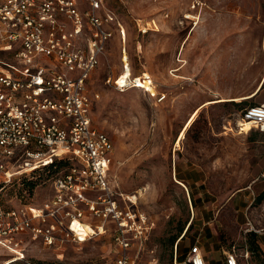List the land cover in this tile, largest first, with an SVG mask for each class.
I'll return each mask as SVG.
<instances>
[{
  "label": "rangeland",
  "instance_id": "1",
  "mask_svg": "<svg viewBox=\"0 0 264 264\" xmlns=\"http://www.w3.org/2000/svg\"><path fill=\"white\" fill-rule=\"evenodd\" d=\"M206 3L195 27L185 18L191 14L190 0H105L127 31L130 76L150 75L155 90L166 96L161 102L140 89L116 90L115 81L125 74L117 34L101 56L88 92L94 100L93 126L115 145L110 181L125 198L136 195L134 208L153 223L132 251L135 264H174L176 249L178 262H184L191 250L211 244L216 251L242 249L248 221L236 212V197L260 231L264 257V133L238 132L236 122L249 106L244 101L210 104L251 94L264 78V0ZM152 20L158 30L140 33L138 24L145 29ZM0 60L9 58L3 54ZM60 170L38 179L32 198L18 181L21 176L12 185L0 182L2 206L45 204L53 196L50 181ZM95 231L85 243L63 241L54 249L33 242L21 262H7L10 254L0 251V264H111L117 255L113 235L107 229ZM250 264H260L252 253Z\"/></svg>",
  "mask_w": 264,
  "mask_h": 264
},
{
  "label": "built area",
  "instance_id": "2",
  "mask_svg": "<svg viewBox=\"0 0 264 264\" xmlns=\"http://www.w3.org/2000/svg\"><path fill=\"white\" fill-rule=\"evenodd\" d=\"M83 6L89 9L83 11ZM205 7L206 0H190L191 14L185 18L196 27ZM146 25L142 29L138 24L143 35L158 30L155 20ZM117 34L127 72V31L105 0H0V52L9 58L0 60V182L8 185L16 176L67 164L50 181L53 196L45 204L9 209L0 204V251L10 254L7 262L24 260L33 242L50 249L63 241L80 243L74 231L78 222L112 233L117 255L111 264H135L132 251L153 230L150 217L134 208L136 195L125 198L112 185L114 141L93 126L91 116L94 100L88 85ZM122 76L115 81L119 92L136 88L165 100L150 75L131 76L120 84ZM247 123L264 133V103L240 114V134ZM247 221L244 232L260 234L248 213ZM223 251L225 264H250L246 245ZM176 254L177 249L174 264H208L200 250L180 263Z\"/></svg>",
  "mask_w": 264,
  "mask_h": 264
},
{
  "label": "trees",
  "instance_id": "3",
  "mask_svg": "<svg viewBox=\"0 0 264 264\" xmlns=\"http://www.w3.org/2000/svg\"><path fill=\"white\" fill-rule=\"evenodd\" d=\"M127 39H128V37H127ZM3 54L4 53H0L1 56ZM197 116H198V114L193 118V120L191 121V123L189 124V126L187 127V129L184 131V133L182 135V138L186 134V132L190 128V126L194 123V121L196 120ZM66 165L67 164L64 163V162H58V163H56L54 165H51L50 167L45 168L43 170H38V171H35V172L31 173V174L23 175V176H21V178L19 180L18 179L17 180L19 182H22V186L24 188V191L26 192V195H28L29 198H32L33 194L35 193V189L38 186V183H37L38 179H41L44 174L45 175L52 174L59 167L62 168V169H64L66 167ZM60 172H61V170H60ZM17 180L14 179L8 185H12ZM4 185H7V184H4ZM3 187H6V186H3ZM2 190H4V189L3 188H0V193H1ZM22 199L24 200L25 197L22 196L21 197V201H23ZM261 200H264V194L262 195ZM0 204H1V202H0ZM23 205H29V204L25 202V203H23ZM5 209H9V208H5ZM192 226H193V224H191L190 226H188V230H187L186 233H188L192 229ZM183 233H184V229H182L180 231V234H179L178 237H176V238L173 239L172 246H174L176 244V242L178 241L179 237H181V235ZM186 233H185V235H186ZM185 235L181 238V240L185 237ZM245 245L248 246V248H249L250 252L252 253V255L257 256V260L260 262V264H264V257H263V254H262V248L260 246V239H259V236L256 233L250 232V233L247 234ZM177 248H178V244H177ZM225 250H227V249H225ZM18 262H21V261H18Z\"/></svg>",
  "mask_w": 264,
  "mask_h": 264
},
{
  "label": "crops",
  "instance_id": "4",
  "mask_svg": "<svg viewBox=\"0 0 264 264\" xmlns=\"http://www.w3.org/2000/svg\"><path fill=\"white\" fill-rule=\"evenodd\" d=\"M178 78H182V77L181 76H178ZM263 84H264V78L262 79V81L260 82V84L256 88V90L254 92H252L251 94H248L246 96H242L239 99H221V100H222V102H225V101L226 102H228V101H244L245 103L249 104L248 107L254 106V105H260V104L264 103V95H262V92L264 90ZM203 106H200L199 109H202ZM198 110L196 109V111H198ZM196 111H194L193 114ZM193 114H191V115H193ZM227 131L230 132V131H232V129L230 127H227ZM183 177H185V176H183ZM183 181H186L185 178H183ZM241 201H242V198L240 200H238V201H237V197L235 199H232L233 206L236 209V212L239 213V214L244 213L243 216L247 220V213L246 212H247L248 207L247 206L244 207V208L241 207ZM192 251L193 250H191L189 253H191ZM201 252L205 256L208 264H214V263H217V264H220V263L221 264H225V258L226 257H225V253L223 251V248H221V249H219V250L216 251L214 245L211 244L209 246H203ZM189 253H188V255H189Z\"/></svg>",
  "mask_w": 264,
  "mask_h": 264
},
{
  "label": "bare ground",
  "instance_id": "5",
  "mask_svg": "<svg viewBox=\"0 0 264 264\" xmlns=\"http://www.w3.org/2000/svg\"><path fill=\"white\" fill-rule=\"evenodd\" d=\"M130 71V70H129ZM127 71L125 72V74L123 75V77L120 79V84L126 83L128 78L131 77L130 76V72ZM223 76V75H222ZM138 86L137 87H141L142 83L140 81L137 82ZM222 100H218L216 102H211L210 104H218L221 103ZM203 108V107H202ZM200 110V109H199ZM199 110L196 111L188 120L187 124L185 125L184 129L182 130V134L184 133V131L187 129V127L189 126V124L191 123V121L193 120V118L197 115V113H199ZM246 130V132H250L252 130V126L250 123L246 124V127L244 129V131ZM134 199V198H132ZM74 231H76L78 233L79 236H81L80 238L82 239L80 241V243H85L89 240V238L91 239L92 236L97 235L98 233L95 231V229L90 226L89 224H81V223H75L74 225ZM100 232L104 233L103 229L100 228Z\"/></svg>",
  "mask_w": 264,
  "mask_h": 264
}]
</instances>
